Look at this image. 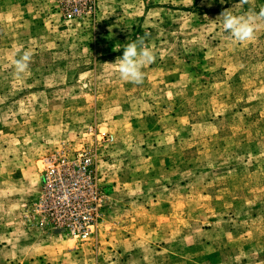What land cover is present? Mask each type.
I'll use <instances>...</instances> for the list:
<instances>
[{
    "label": "rangeland",
    "instance_id": "374dc122",
    "mask_svg": "<svg viewBox=\"0 0 264 264\" xmlns=\"http://www.w3.org/2000/svg\"><path fill=\"white\" fill-rule=\"evenodd\" d=\"M264 0H0V264H264V30L232 43L225 10ZM143 37L135 84L115 70ZM30 51L23 79L13 53ZM89 149L95 232L39 212L47 157Z\"/></svg>",
    "mask_w": 264,
    "mask_h": 264
},
{
    "label": "built area",
    "instance_id": "2783aa9c",
    "mask_svg": "<svg viewBox=\"0 0 264 264\" xmlns=\"http://www.w3.org/2000/svg\"><path fill=\"white\" fill-rule=\"evenodd\" d=\"M98 0H60L67 20L96 11ZM38 201L39 212L55 231L86 239L101 217L102 193L89 149L61 148L50 154Z\"/></svg>",
    "mask_w": 264,
    "mask_h": 264
},
{
    "label": "clouds",
    "instance_id": "9594fccd",
    "mask_svg": "<svg viewBox=\"0 0 264 264\" xmlns=\"http://www.w3.org/2000/svg\"><path fill=\"white\" fill-rule=\"evenodd\" d=\"M240 2L251 4L253 0H240ZM220 18H222L223 30L228 33L229 40L234 44L252 41L257 32L264 30V7H261L258 12L253 8L245 14H233L230 10H225ZM154 60L155 53L152 48L146 44L143 37H137L123 47L122 57H117L114 63L108 64L115 66L122 80L140 84L145 78V66L153 63ZM30 62V51L13 53L14 78L23 79L29 70Z\"/></svg>",
    "mask_w": 264,
    "mask_h": 264
}]
</instances>
